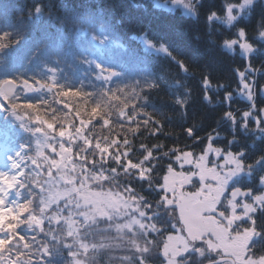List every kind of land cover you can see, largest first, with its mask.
I'll list each match as a JSON object with an SVG mask.
<instances>
[{
    "label": "trees",
    "instance_id": "16d2710c",
    "mask_svg": "<svg viewBox=\"0 0 264 264\" xmlns=\"http://www.w3.org/2000/svg\"><path fill=\"white\" fill-rule=\"evenodd\" d=\"M166 1L0 0V264H172L164 245L181 220L165 185L187 171L184 152L239 157L250 176L233 187L256 193L264 0L231 24L226 5L245 0H189L190 10ZM241 29L250 55L226 43ZM9 79L19 83L12 97ZM85 191L138 211L94 215ZM220 210L229 215L225 202ZM253 214L264 253V207ZM130 218L140 226L115 230ZM198 249L177 264L207 261Z\"/></svg>",
    "mask_w": 264,
    "mask_h": 264
},
{
    "label": "rangeland",
    "instance_id": "374dc122",
    "mask_svg": "<svg viewBox=\"0 0 264 264\" xmlns=\"http://www.w3.org/2000/svg\"><path fill=\"white\" fill-rule=\"evenodd\" d=\"M162 4L173 9L181 7L183 10H190L189 0H168ZM243 4L245 9L250 5L245 4V1ZM236 11V13H233L236 17L235 19L241 15V12L238 9ZM235 19L230 20L229 17H227L226 22L231 24ZM140 37L142 38L141 40L144 46L151 51L161 53L167 50V47L164 44L153 42L145 35H141ZM229 45L232 47L238 46L246 55H250L256 50V48L246 40L245 36H240L235 40V43H230ZM241 45H244V47ZM245 90L248 91V97L250 98L251 87L245 86ZM32 132L36 135L34 130H32ZM40 138L47 141L46 137L40 136ZM220 156H222V153L219 150L212 148H208L206 152L197 156L189 152H184L181 155V162L182 166L187 168V171H179L177 173L172 171L168 177L165 185L166 190L167 192L173 193V195H171V201L177 206L181 220V222H179L180 226H178V230L169 236L164 245V249L167 255L169 254L168 258L169 260L171 259L170 262L172 264L177 263L179 255L192 248H202L205 252L204 254L207 252L210 255H215L216 258L224 257L226 254H229V252H232L229 247L232 245L235 247L234 243H232L234 241L240 242L237 246L238 253L236 254L233 252L239 257L241 256L239 254L240 251H244L243 249L246 246V243H248L254 236V229H247L243 232L237 233L233 226L234 222L244 215L245 208L250 210L255 207H252V203H250L244 208L242 213H240L236 210L237 206L230 204L231 199L228 198L229 192L234 188L233 185L235 178L241 176V174L245 172V167L237 156L225 154L224 156L226 157L224 160L221 159ZM195 181L200 182V187H197L195 191L188 190L187 188L193 186ZM83 198L89 203H94L97 206L96 211L92 213L94 215L98 212L105 215L110 213L118 214L121 212H128L127 216L128 214L131 216V213H136L138 211V208L134 205L124 203L109 194L85 191ZM224 202L230 208L228 216L220 210L222 205H224ZM55 215H57L56 220L58 221L63 217L60 211ZM224 217L227 219L226 222L223 219ZM208 219H213L219 227L220 225L226 227L220 230L223 232V236H217L215 238L210 235H205L204 229L202 228V221ZM129 221L131 222L124 223L125 225H123L126 227L125 231H121L123 230V222H120L116 226L114 225L115 230L119 233L125 234L126 230H134L138 227L137 222L139 221L136 218L134 221L130 218ZM131 245L133 246L132 243ZM252 262L256 261L252 260ZM260 264H264V261H261Z\"/></svg>",
    "mask_w": 264,
    "mask_h": 264
},
{
    "label": "flooded vegetation",
    "instance_id": "af4514ba",
    "mask_svg": "<svg viewBox=\"0 0 264 264\" xmlns=\"http://www.w3.org/2000/svg\"><path fill=\"white\" fill-rule=\"evenodd\" d=\"M261 160H263V158H261ZM258 166H259L258 167V177H257L256 182H255V184L257 185L256 193L253 192V194L249 197L238 199L236 201L230 202V204L237 206L236 210L239 211L240 213H242L244 208L247 207V205H249L250 203H252V207H255L254 209H250V210H247V208H245L246 210H244V213H243L244 215L242 217H240V219L236 220L234 222V226H233L237 233L243 232L247 229H254V231H255L254 236L252 237V239L249 240L248 243H246V246L243 249L244 251H240L239 254L241 256H239V257L237 255H235L233 252H235L236 254L238 253L237 246L240 242H238V241L232 242V243H234L235 247L233 245L231 247H229L230 250H232V252H229V254H226L224 257L230 258L231 260H233V262L225 261L221 264H225V263H230V264H233V263L234 264H260L261 261H264V253L257 252V246L259 244L262 245V241H261L262 232L256 228L255 223L259 222V220H258V218H255L254 214H253L256 209L262 210V208L264 207V162L258 161ZM244 167H245V172H243L241 174V176L242 177H244V176L249 177L250 176L249 170H248L249 167H247L245 165H244ZM233 189H235V188H233ZM230 192H229V194H230ZM255 197H256V199H255ZM252 200H254V201H252ZM253 202H254V205H253ZM223 219L226 222L227 219L225 217ZM224 227L225 226H221V225L219 227V225L213 219H208V220L202 221V228L204 229L205 235H207V236L210 235V236L215 237V238L217 236L218 237L223 236V232H221L220 230ZM220 258H222V257H220ZM239 258H241V259H239ZM217 259H219V257L216 258L215 255H209L208 260L204 261L202 263L200 262V264H207V263L213 262ZM198 260H199V258H198ZM252 260L256 261V262H252Z\"/></svg>",
    "mask_w": 264,
    "mask_h": 264
},
{
    "label": "water",
    "instance_id": "95a60500",
    "mask_svg": "<svg viewBox=\"0 0 264 264\" xmlns=\"http://www.w3.org/2000/svg\"><path fill=\"white\" fill-rule=\"evenodd\" d=\"M3 88H4V91L5 93L8 95V96H13L17 89H18V83L15 81V80H7L4 84H3ZM252 194V190H244V189H235L231 192V199L232 200H238L240 198H244V197H247V196H250ZM225 261H231L233 262V260H231L230 258H219L218 260H215L213 262H210L208 264H220V263H223ZM234 264V263H233Z\"/></svg>",
    "mask_w": 264,
    "mask_h": 264
},
{
    "label": "snow or ice",
    "instance_id": "6c2138e0",
    "mask_svg": "<svg viewBox=\"0 0 264 264\" xmlns=\"http://www.w3.org/2000/svg\"><path fill=\"white\" fill-rule=\"evenodd\" d=\"M252 3V0H245V4H251ZM239 10L241 12V14H243L244 10H245V6L244 4H241L239 6H235V5H232V4H227L226 5V13L229 17V19H235L236 17L233 15L234 11L235 10ZM215 13L212 14V17H215ZM211 18V17H210ZM239 35L241 37H244L245 36V32L243 29L240 30V33ZM226 43H235V41H230V42H226ZM242 47H244V45H241Z\"/></svg>",
    "mask_w": 264,
    "mask_h": 264
},
{
    "label": "clouds",
    "instance_id": "9594fccd",
    "mask_svg": "<svg viewBox=\"0 0 264 264\" xmlns=\"http://www.w3.org/2000/svg\"><path fill=\"white\" fill-rule=\"evenodd\" d=\"M257 39L264 40V28L258 27Z\"/></svg>",
    "mask_w": 264,
    "mask_h": 264
}]
</instances>
